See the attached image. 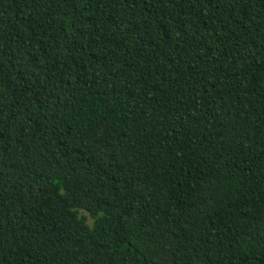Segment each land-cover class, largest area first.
<instances>
[{
	"label": "trees",
	"instance_id": "obj_1",
	"mask_svg": "<svg viewBox=\"0 0 264 264\" xmlns=\"http://www.w3.org/2000/svg\"><path fill=\"white\" fill-rule=\"evenodd\" d=\"M0 264H264V0H0Z\"/></svg>",
	"mask_w": 264,
	"mask_h": 264
}]
</instances>
